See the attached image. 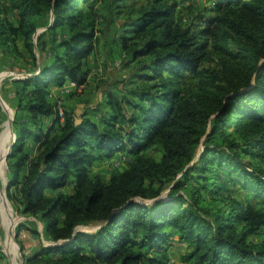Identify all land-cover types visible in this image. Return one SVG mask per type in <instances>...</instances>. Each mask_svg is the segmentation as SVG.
<instances>
[{"label":"trees","instance_id":"obj_1","mask_svg":"<svg viewBox=\"0 0 264 264\" xmlns=\"http://www.w3.org/2000/svg\"><path fill=\"white\" fill-rule=\"evenodd\" d=\"M94 1L11 0L13 21L0 6V37H22L32 54L37 19L52 18L45 59L16 81L27 121L14 120L6 195L20 214L40 220L41 233L26 227L44 238L25 260L172 264L178 241L187 264H264V0H213L215 16L198 35L177 23L173 3L152 0L121 42L156 92L128 108L109 93L97 120L59 115L50 87L87 83L96 36L78 4ZM210 60L214 66L202 67ZM184 74L196 88L188 95ZM152 147L159 160L143 154ZM116 154L133 156L124 171L107 182L91 174L96 158ZM224 174L260 206L230 196ZM203 191L227 209L204 207ZM256 234L260 241L249 240Z\"/></svg>","mask_w":264,"mask_h":264},{"label":"rangeland","instance_id":"obj_2","mask_svg":"<svg viewBox=\"0 0 264 264\" xmlns=\"http://www.w3.org/2000/svg\"><path fill=\"white\" fill-rule=\"evenodd\" d=\"M151 2L152 0H95L92 6L89 3L78 4L83 10L82 24L92 23L95 29V50L84 62V68L88 70L85 85L78 86L77 83L72 85L73 81H66L61 86L50 87L49 100L55 101L58 114L61 111L62 114L67 113L77 119L83 114H89L91 118L97 120L102 114L101 109L108 108L106 99L109 93L121 98L123 105L128 108L130 103L140 101L139 97L143 92H156L158 86H152L156 80L151 81L141 77L143 72L141 61L139 59L133 61L124 52L121 42L123 36L132 35L129 31L134 23L133 19L139 15V9L149 6ZM163 2L174 4L175 20L183 29H188L194 35H198V32L205 27L207 19L215 16L213 0H163ZM1 5L7 8L2 16L7 20H15V13L11 10V0H0ZM51 23L50 15L37 19V32L32 39L33 54L27 50L22 37L9 43L5 37H0V264H45L39 260L32 263H27L25 260L24 256L30 254L38 247L41 239H44L41 235L36 236L31 233L26 225L38 229L41 233L42 224L34 216L22 215L18 212L15 201L6 195L5 184L11 171L12 160L8 158L10 145L12 141H16V138L13 140V137H16L14 120L27 121L24 110L17 109L21 91L16 93L18 86L16 81L33 73L41 60L45 59L50 38L48 27ZM230 47L232 49L233 45L230 44ZM208 49H211L210 44ZM211 50L216 57L218 49ZM208 64L215 65L214 61L210 60L203 63L202 67ZM184 75L186 77L181 78L180 81L183 83V93L188 95L196 88L192 75ZM48 123V119L45 118L43 124ZM26 143V150L31 152L32 140L28 139ZM32 153L36 154L35 151ZM143 154L156 160L161 157L156 147L146 150ZM132 158L131 155L120 154L111 158L98 157L92 163L91 174L107 182L111 176L124 171ZM223 177L228 182L229 176L224 174ZM228 183L230 192L225 194H230L243 205L252 203L256 207L260 206L254 202L253 197L246 192L242 184L236 186ZM167 188L168 185L165 189ZM65 190L71 191V187ZM202 194L204 207L227 209V207L223 208L224 205L217 196L206 191ZM261 238V234L249 236V240L254 242L260 241ZM43 242L45 243V240ZM185 250V243L174 241V245L169 250V261L172 264H187L181 259Z\"/></svg>","mask_w":264,"mask_h":264},{"label":"crops","instance_id":"obj_3","mask_svg":"<svg viewBox=\"0 0 264 264\" xmlns=\"http://www.w3.org/2000/svg\"><path fill=\"white\" fill-rule=\"evenodd\" d=\"M91 61H93V59H91ZM14 136V135H13ZM16 137H13V140L15 139ZM13 142V141H12ZM11 142V143H12ZM13 144H14V142H13ZM13 146V145H12ZM12 148V147H11ZM6 187H7V183L5 184V190H6Z\"/></svg>","mask_w":264,"mask_h":264},{"label":"built area","instance_id":"obj_4","mask_svg":"<svg viewBox=\"0 0 264 264\" xmlns=\"http://www.w3.org/2000/svg\"><path fill=\"white\" fill-rule=\"evenodd\" d=\"M72 85H75V82H72ZM59 114L61 115V114H62V112H61V111H59Z\"/></svg>","mask_w":264,"mask_h":264},{"label":"water","instance_id":"obj_5","mask_svg":"<svg viewBox=\"0 0 264 264\" xmlns=\"http://www.w3.org/2000/svg\"><path fill=\"white\" fill-rule=\"evenodd\" d=\"M14 142V141H13ZM13 142L11 143V145H10V148L12 147V145H13Z\"/></svg>","mask_w":264,"mask_h":264},{"label":"bare ground","instance_id":"obj_6","mask_svg":"<svg viewBox=\"0 0 264 264\" xmlns=\"http://www.w3.org/2000/svg\"><path fill=\"white\" fill-rule=\"evenodd\" d=\"M8 123V122H7ZM9 124V123H8Z\"/></svg>","mask_w":264,"mask_h":264}]
</instances>
